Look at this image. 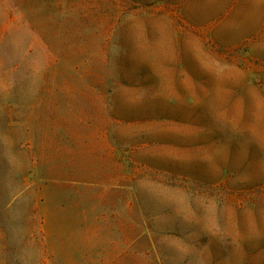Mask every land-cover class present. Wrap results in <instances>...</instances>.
Returning <instances> with one entry per match:
<instances>
[{
	"label": "rangeland",
	"instance_id": "374dc122",
	"mask_svg": "<svg viewBox=\"0 0 264 264\" xmlns=\"http://www.w3.org/2000/svg\"><path fill=\"white\" fill-rule=\"evenodd\" d=\"M0 264H264V0H0Z\"/></svg>",
	"mask_w": 264,
	"mask_h": 264
}]
</instances>
